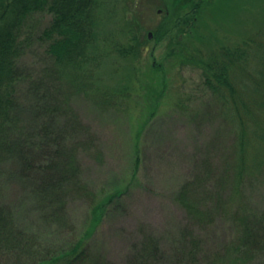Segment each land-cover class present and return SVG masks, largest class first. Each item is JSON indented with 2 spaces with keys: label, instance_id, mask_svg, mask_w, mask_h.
Here are the masks:
<instances>
[{
  "label": "rangeland",
  "instance_id": "rangeland-1",
  "mask_svg": "<svg viewBox=\"0 0 264 264\" xmlns=\"http://www.w3.org/2000/svg\"><path fill=\"white\" fill-rule=\"evenodd\" d=\"M99 1L102 25L97 55L101 60L97 58L96 68L86 77L93 90L74 92L64 87L65 94L56 95L62 108L69 104L84 131L72 127L63 109L59 116L51 115L58 117L49 135L63 137V146L78 149L80 180L93 197L90 201L69 196L70 228H60L42 205L41 195L35 193V179L23 177L17 159H10L0 164V206L12 211L18 229L56 250L78 242L92 226L94 209L107 203L88 239L90 256L107 264L134 259L147 239L168 253L187 229L210 249L220 250L239 237L236 215L260 223L256 230L264 232V164L254 175L244 176L236 194L232 181L238 153L233 121L204 90L202 71L182 67L176 60L182 51L193 53V43L202 45L198 37L183 32L186 27L176 25L194 7L205 14L198 23L199 37L206 43L203 47L210 49L208 43L217 40L213 47L224 45V40L234 44L252 36L264 45V0ZM50 21L49 15L33 20L31 38L19 62L31 78H47L43 70L49 60L40 35ZM179 38L184 40L180 44ZM128 42L138 45L135 58H123L115 51L116 45ZM253 57L255 70L264 69V50H256ZM28 86L18 87L23 104L20 129L25 138L39 142L38 148L46 143L41 134L46 121L24 108L31 103ZM197 178L203 181L195 192L203 206L213 204L207 199L216 197L213 192L218 191L222 210L229 211L215 215L216 222L207 228L195 225L176 200L180 188ZM258 258L255 264H264V247Z\"/></svg>",
  "mask_w": 264,
  "mask_h": 264
},
{
  "label": "trees",
  "instance_id": "trees-1",
  "mask_svg": "<svg viewBox=\"0 0 264 264\" xmlns=\"http://www.w3.org/2000/svg\"><path fill=\"white\" fill-rule=\"evenodd\" d=\"M99 4V0H0V164L17 159L21 175L35 179L38 184L35 193L41 195L42 205L50 210L49 217L60 228H70L66 206L69 196L89 200L93 197L91 190L80 180L78 149L72 145L63 146V137L59 139L54 133L53 137L49 135H52L51 127L63 109L70 115L72 127L84 131L69 104L64 103L62 108L56 95L58 92L65 94L64 87L72 88L74 92L93 90L86 77L96 68L94 64L101 60L97 55L102 25ZM199 8L194 7L178 18L176 25L186 27L187 31L183 32L198 37L202 45L193 43V53L182 51L176 60L182 67L190 65L202 71L204 90L219 103L225 117L233 121L238 161L232 182L237 194L244 176L254 175L264 164V69L255 70L253 57L256 50H264V45L262 42L259 45L252 36L234 44L228 45L224 40V45L213 47L219 42L217 40L208 43L212 46L210 49L203 47L206 43L199 37L198 26L205 14H200ZM41 15L51 16L50 23L40 35L49 60L43 70L48 82L43 76L29 77L19 67L31 38L33 20ZM182 41L183 38H179L177 43ZM137 46L130 42L119 44L115 51L123 58H135ZM262 65L264 68V62ZM22 83L29 85L31 95V103L25 104L24 108L29 107L38 118L44 116L46 121L41 127L46 143L41 145V141L38 148L36 143L39 142L25 138L27 136L20 129L22 119L19 112L23 104L18 97V87ZM107 101L109 99L104 102ZM53 114L58 116L53 118ZM206 171L210 176V170ZM201 184L200 178L186 182L176 200L195 225L207 228L216 222L215 215L225 211L218 191L213 192L216 197L207 199L213 204L203 206L195 193ZM91 203L94 204L93 199ZM106 204H99L94 209L92 226L78 242L67 249L56 250L18 229L12 211L0 206V260L4 264H107L92 258L88 248V239L102 219ZM225 213L229 214V211ZM235 221L236 224L240 222L239 237L220 250L210 249L187 229L168 253L160 249L155 240L147 239L143 250L126 264H255L264 247V232L256 230L261 224H252L246 217L241 220L238 215Z\"/></svg>",
  "mask_w": 264,
  "mask_h": 264
},
{
  "label": "water",
  "instance_id": "water-1",
  "mask_svg": "<svg viewBox=\"0 0 264 264\" xmlns=\"http://www.w3.org/2000/svg\"><path fill=\"white\" fill-rule=\"evenodd\" d=\"M152 37V35H150V38Z\"/></svg>",
  "mask_w": 264,
  "mask_h": 264
}]
</instances>
